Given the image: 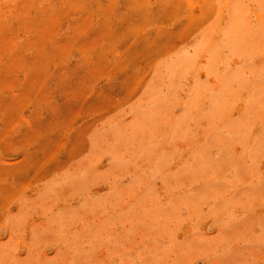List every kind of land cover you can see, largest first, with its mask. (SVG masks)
Here are the masks:
<instances>
[{
    "label": "rangeland",
    "instance_id": "obj_1",
    "mask_svg": "<svg viewBox=\"0 0 264 264\" xmlns=\"http://www.w3.org/2000/svg\"><path fill=\"white\" fill-rule=\"evenodd\" d=\"M0 264H264V0H0Z\"/></svg>",
    "mask_w": 264,
    "mask_h": 264
}]
</instances>
